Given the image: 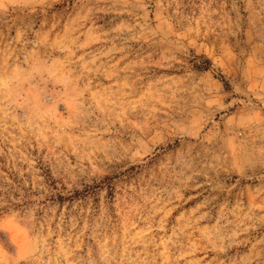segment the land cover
Masks as SVG:
<instances>
[{
    "label": "rangeland",
    "instance_id": "rangeland-1",
    "mask_svg": "<svg viewBox=\"0 0 264 264\" xmlns=\"http://www.w3.org/2000/svg\"><path fill=\"white\" fill-rule=\"evenodd\" d=\"M0 77V264H264V0H0Z\"/></svg>",
    "mask_w": 264,
    "mask_h": 264
},
{
    "label": "clouds",
    "instance_id": "clouds-1",
    "mask_svg": "<svg viewBox=\"0 0 264 264\" xmlns=\"http://www.w3.org/2000/svg\"><path fill=\"white\" fill-rule=\"evenodd\" d=\"M27 2V0H25ZM5 84V79L3 77H0V88H2Z\"/></svg>",
    "mask_w": 264,
    "mask_h": 264
},
{
    "label": "trees",
    "instance_id": "trees-1",
    "mask_svg": "<svg viewBox=\"0 0 264 264\" xmlns=\"http://www.w3.org/2000/svg\"><path fill=\"white\" fill-rule=\"evenodd\" d=\"M209 61H207V59H206V63H208ZM199 67V66H198Z\"/></svg>",
    "mask_w": 264,
    "mask_h": 264
}]
</instances>
